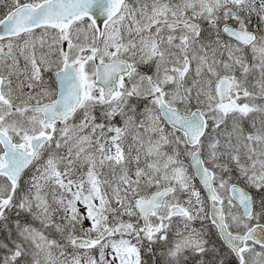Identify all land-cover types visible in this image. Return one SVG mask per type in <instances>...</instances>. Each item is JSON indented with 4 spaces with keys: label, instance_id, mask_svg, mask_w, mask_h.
I'll return each instance as SVG.
<instances>
[{
    "label": "snow or ice",
    "instance_id": "obj_1",
    "mask_svg": "<svg viewBox=\"0 0 264 264\" xmlns=\"http://www.w3.org/2000/svg\"><path fill=\"white\" fill-rule=\"evenodd\" d=\"M0 264H264V0H0Z\"/></svg>",
    "mask_w": 264,
    "mask_h": 264
}]
</instances>
